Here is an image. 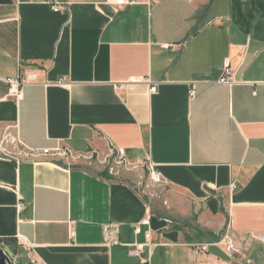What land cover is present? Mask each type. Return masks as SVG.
Masks as SVG:
<instances>
[{
    "label": "crops",
    "instance_id": "obj_1",
    "mask_svg": "<svg viewBox=\"0 0 264 264\" xmlns=\"http://www.w3.org/2000/svg\"><path fill=\"white\" fill-rule=\"evenodd\" d=\"M55 1L68 9L0 0V249L12 264H140L131 246L152 231L150 264H264V0ZM22 73L39 83L17 100ZM59 146L71 155H27ZM110 146L161 184L111 176ZM227 234L240 254L213 245Z\"/></svg>",
    "mask_w": 264,
    "mask_h": 264
},
{
    "label": "built area",
    "instance_id": "obj_2",
    "mask_svg": "<svg viewBox=\"0 0 264 264\" xmlns=\"http://www.w3.org/2000/svg\"><path fill=\"white\" fill-rule=\"evenodd\" d=\"M47 4L52 6V9L54 12H59L62 10H66L69 7V3L61 4L57 3L55 0H44ZM150 1L153 2H159L161 0H148L146 3L150 4ZM142 3L141 0H115V5L117 7H125L129 5L134 4H140ZM145 3V2H144ZM236 70L232 67L231 62H228L224 69L223 74L219 80V84L226 85V86H233L236 83ZM147 82V80H146ZM7 83L10 86V92L9 95L11 97H15L17 100H19L22 97L23 87L28 85H35L39 83V80L35 74H28V73H22L17 78L14 79H8ZM123 86H119V90H122ZM157 87L154 86L150 89L151 93H156ZM195 95V92H191L190 96L193 97ZM27 155L33 157V158H41L46 156H61V157H69L71 155V152L68 148H65L64 146H59L55 150L45 149V150H32ZM103 164L106 166V169L108 170L109 174L111 176L119 178L123 171H126V168H131L132 170H138L140 169L139 166H133L129 165L127 161L126 156V150L123 148H115L113 146H110V155L107 156L106 159L103 160ZM149 173L151 174V181L153 185L161 184V176L160 174L155 170V167L148 162L147 165H144ZM138 186H142V183H139ZM145 225L150 224V218H146L143 222ZM111 230L110 225H106L104 227L105 231V237L104 242L108 245H119L118 241H112L110 240L108 233ZM135 233L137 235L142 233L141 226H137L135 228ZM146 237V243L145 244H134L132 245V253L135 255L139 261L140 264H150L152 259V247L155 246V244L152 242V231H148L145 233ZM259 240L264 243V236L260 237ZM214 246H217L221 249H223L226 253L229 255H235L240 254L241 251L235 244L234 239L229 235H225L221 240L213 244ZM150 247V253L146 255L145 247ZM210 245L208 244H195L193 245V252L196 255H203L209 252Z\"/></svg>",
    "mask_w": 264,
    "mask_h": 264
},
{
    "label": "rangeland",
    "instance_id": "obj_3",
    "mask_svg": "<svg viewBox=\"0 0 264 264\" xmlns=\"http://www.w3.org/2000/svg\"><path fill=\"white\" fill-rule=\"evenodd\" d=\"M138 170H132L131 168H126V173H132V174H134V176L136 175V177H138L139 174L136 172ZM140 170H141V173H140L141 177L139 176L140 180L137 178L138 179L137 182L140 181L139 183H143V184H142V186H139V187H142V188L149 190V187H145V186H146V184H148L151 181V174L149 173V171L147 170V168L145 166L140 168ZM138 184H136V185H138ZM152 186H153V184H152Z\"/></svg>",
    "mask_w": 264,
    "mask_h": 264
},
{
    "label": "water",
    "instance_id": "obj_4",
    "mask_svg": "<svg viewBox=\"0 0 264 264\" xmlns=\"http://www.w3.org/2000/svg\"><path fill=\"white\" fill-rule=\"evenodd\" d=\"M0 264H12L11 259L0 249Z\"/></svg>",
    "mask_w": 264,
    "mask_h": 264
}]
</instances>
